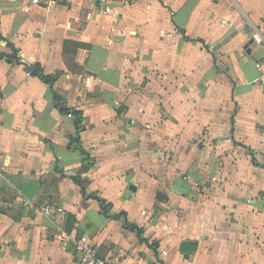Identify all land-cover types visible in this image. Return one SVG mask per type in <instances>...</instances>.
Segmentation results:
<instances>
[{
    "label": "crops",
    "instance_id": "obj_1",
    "mask_svg": "<svg viewBox=\"0 0 264 264\" xmlns=\"http://www.w3.org/2000/svg\"><path fill=\"white\" fill-rule=\"evenodd\" d=\"M129 1L0 0V264H264V0Z\"/></svg>",
    "mask_w": 264,
    "mask_h": 264
},
{
    "label": "built area",
    "instance_id": "obj_2",
    "mask_svg": "<svg viewBox=\"0 0 264 264\" xmlns=\"http://www.w3.org/2000/svg\"><path fill=\"white\" fill-rule=\"evenodd\" d=\"M57 0H30V4H46L51 5L55 3ZM106 0H101L102 3H105ZM126 4H129V0H125ZM113 9L110 6H105L104 12L105 13H112L113 16H118V12H112ZM223 22H225L223 20ZM250 36L252 40L259 44H264V35L261 30L254 29L250 32ZM264 66V56L262 61L258 64V69L263 70ZM29 72V71H28ZM30 73V72H29ZM2 100V91L0 90V105ZM2 167L0 165V171ZM28 204V200H25ZM42 211L50 217H54L56 212L63 211L62 207H53L51 204L47 203L42 207ZM75 250L81 255V263L82 264H113L106 257H102L99 255L98 248L96 243L86 234H82L78 237L75 242Z\"/></svg>",
    "mask_w": 264,
    "mask_h": 264
},
{
    "label": "trees",
    "instance_id": "obj_3",
    "mask_svg": "<svg viewBox=\"0 0 264 264\" xmlns=\"http://www.w3.org/2000/svg\"><path fill=\"white\" fill-rule=\"evenodd\" d=\"M4 55H6V53H0V56H4ZM6 56H8V55H6ZM11 57L13 59L18 60V61L24 62L27 66L28 71L31 74L37 75L49 83H52L55 80V78L57 77V74L45 73L43 67L41 66V64L39 62L33 61V60L21 55V53H19L18 49L17 50L15 49V52L11 55ZM65 111H72L76 115V127H77V131H78V135H79L80 131L84 127L83 112L81 110H77L73 107H67L65 109ZM94 162H95L94 158H92L91 156L86 154V156L84 157L83 166L80 170V175H81V173L88 171L94 165ZM80 175L76 176L75 178L77 180H79ZM101 201H102V199H101ZM130 226L136 227L134 224H130ZM139 231L142 232L141 228Z\"/></svg>",
    "mask_w": 264,
    "mask_h": 264
},
{
    "label": "water",
    "instance_id": "obj_4",
    "mask_svg": "<svg viewBox=\"0 0 264 264\" xmlns=\"http://www.w3.org/2000/svg\"><path fill=\"white\" fill-rule=\"evenodd\" d=\"M227 37H229V36H227Z\"/></svg>",
    "mask_w": 264,
    "mask_h": 264
}]
</instances>
